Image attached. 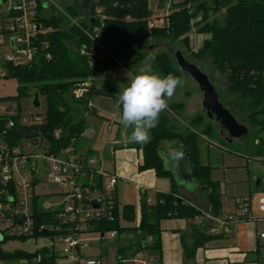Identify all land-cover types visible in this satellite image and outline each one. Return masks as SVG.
<instances>
[{
    "label": "trees",
    "instance_id": "trees-1",
    "mask_svg": "<svg viewBox=\"0 0 264 264\" xmlns=\"http://www.w3.org/2000/svg\"><path fill=\"white\" fill-rule=\"evenodd\" d=\"M76 3L75 6L66 7V13L79 20L75 24L64 17L46 18L41 10L39 21L42 30L48 32L40 33L36 40L38 56L25 66L4 65L7 74L2 79H15L19 84L16 96L0 98V103L14 104L18 111V115L12 118L15 120L14 127L8 128L11 118H0L1 136L11 147L21 148L25 141H29L45 148V153L57 156L69 147H75L87 129L86 121L80 118L78 110L86 112L89 109L91 95L95 94V77L106 71L117 73L126 55L133 57L126 66L144 61L145 50L153 43L181 40L188 50L189 35L194 29L211 38L205 40L201 50L192 53L193 57L200 61L210 60L215 69L227 76V90L231 95H236L235 104L253 111L249 117L251 123L264 127V0L171 2V12L165 17L166 24L162 27L150 26V20L154 17L150 0H76ZM162 4L164 0H160V6ZM95 29L98 30L97 37L101 39L102 48L97 47L92 40ZM107 53L110 56L102 60ZM152 69L161 77L172 73L182 79L186 75L165 52L156 56ZM124 81L130 83L127 78ZM84 83L91 85L85 95L77 99L73 92ZM35 93L39 94L40 102L43 100L45 103L46 117L40 124L24 125L20 121L23 102H33ZM120 109L122 113L121 104ZM182 109V104L169 105L160 114L158 125L150 129V140L137 146L142 153L139 170H153L157 177H166L171 182L172 190L157 195L154 204L143 196L139 220L135 206L126 205L120 209L116 203L115 221L92 224L96 233H118V257L140 251L143 248L142 241L152 237V253L160 263L162 221L183 218L195 223L198 211L188 204V200L178 196L174 174L165 169L161 157L164 143L175 142L180 151L189 155L194 179L211 190V210L218 215L221 211L223 203L220 189L210 176L211 167L204 165L201 160L203 140L197 132L186 135L179 132L171 116L172 112L180 114ZM258 115L263 118L258 119ZM201 121L202 118H198L195 123L200 124ZM57 132L60 138L55 136ZM204 134H210V128ZM37 215L43 224L52 223L50 213L37 210ZM46 235L49 233L45 232L42 236ZM125 235L131 241L122 242L121 237ZM193 237V247L186 250L188 258H192L199 248L222 238L210 234L207 225L194 230ZM37 253H41L46 262L53 263L56 257L50 249ZM107 255L108 250L105 249L101 256L104 258ZM25 256L31 254L7 253L0 247V261L17 260Z\"/></svg>",
    "mask_w": 264,
    "mask_h": 264
},
{
    "label": "built area",
    "instance_id": "built-area-1",
    "mask_svg": "<svg viewBox=\"0 0 264 264\" xmlns=\"http://www.w3.org/2000/svg\"><path fill=\"white\" fill-rule=\"evenodd\" d=\"M47 8L48 4L42 0H0V79L6 75L4 65L25 66L38 56L36 40L42 31L39 16L40 11L46 12ZM153 18L150 20L151 27L166 24L165 18L152 21ZM97 33L95 29L92 40L97 47L102 48ZM109 56L105 54L102 60ZM90 85L84 83L73 92L74 96L82 98ZM17 115L16 105L0 103V118H11L8 128L15 126L12 118ZM20 121L24 125H36L42 122V118H21ZM55 136L60 138L59 132ZM30 145L37 146L31 142ZM46 173L53 183L59 185L62 193L43 197L37 193L41 176ZM119 179L117 174L85 167L74 146L60 156L27 152L24 145L21 148L11 147L0 133V244L15 239L38 238L48 232L46 237L58 238L65 245V261L54 253L56 257L53 263H47L44 256L37 253L17 260L0 261V264H112L102 256L91 257L86 253L90 248L87 236L97 234L100 241L118 238L116 231L107 234L94 232L92 224L116 220L115 193ZM188 204L198 211L194 219L196 223L207 225L210 234L216 237L230 235L239 223L253 222L260 225L259 238L264 239V217L257 220L253 218L249 198L237 200L239 211L235 214L218 215L210 209L198 208L192 202ZM260 205L264 212V198ZM37 210L50 213L52 223L43 224L38 219ZM142 246L138 252H130L124 257L116 256L113 264H160L152 253L153 238L143 240Z\"/></svg>",
    "mask_w": 264,
    "mask_h": 264
},
{
    "label": "rangeland",
    "instance_id": "rangeland-1",
    "mask_svg": "<svg viewBox=\"0 0 264 264\" xmlns=\"http://www.w3.org/2000/svg\"><path fill=\"white\" fill-rule=\"evenodd\" d=\"M42 1H46L48 4L46 12L44 11V16L46 18H52L53 16H56L66 18V20L70 21L71 24L79 22V20L71 18L66 13V7L75 6L77 4L76 0ZM183 1L184 0H164V5L162 4L160 6V0H150L151 9L154 12V18L152 21L159 18H165L171 12V2L182 3ZM47 32L48 30L46 29L41 31L43 34ZM189 37L188 50L187 46L182 44L181 40L175 42L165 41L163 43L157 44L153 43L145 50L146 56L144 61H138L134 64H129V66H126V63L133 60V57L126 55V59L120 62V69L117 73L113 74L109 71H106L103 75H115L116 77H121L123 75L131 81V77L138 74L137 69L139 67L148 64L151 65V68H153L156 56L163 52L169 54L170 58L175 64L174 51L177 50L182 51L188 61L195 63L204 73H206L216 86L217 91L220 94L221 102L236 115L242 124H245L247 128L250 129L249 139H241L229 144L221 137L219 133V126L216 123L209 121L205 116V111L202 107V91H200L196 82L188 75L183 76V86L178 87L175 90L173 97L168 102L169 105L182 104L183 109L181 110L180 114L172 112L171 116L175 119L176 127L179 132L184 135L188 134L189 132H197L203 140L201 145V160L204 165L211 167L210 176L217 184L218 189H220L221 203H223L221 206L222 211L228 214H235L239 211L237 200L249 198L252 203V216L255 220H257L258 218L264 217V212H262L260 209V201L264 198V127L251 123V119L249 117L252 116L253 111H250V109L246 108L244 109L243 107L235 104L236 95H231L228 92L229 90H227V76L215 69L210 60L200 61L193 57L192 53L195 54L198 50H201L205 40L211 38V36L205 34L201 35L197 33V29H194L190 33ZM2 67L3 64L1 65V68ZM4 71H6L7 74V70L4 69ZM153 72L158 73L156 71ZM100 80L95 84L96 90L100 91L98 88L99 86H102L104 89L103 91H106V93L111 96L104 99L107 100L105 102H107L108 105V108L106 109L108 114L103 113V110L99 109V107H94V109H98V115L104 117L105 120L97 117H91L89 119V124L92 126L93 134L91 137H93L95 148L98 151L101 150L105 138L107 139L110 133H112L110 131L112 124L108 122L107 119L112 120V115L115 114L120 121L122 113L121 111L120 114L118 113V98L120 93L126 87V84L121 83L119 93L115 90L113 84L111 85L106 83V81ZM18 86L19 84L15 79H0V98L16 96ZM96 97L98 98L99 95ZM97 101L100 102V98H98ZM36 116H40L42 119L46 117V106L43 100L39 108L33 107L31 100L24 101L21 118L23 120L26 118L31 120ZM91 116L93 115L91 114ZM198 118H202L200 124L195 123ZM257 118L261 119L263 116L258 115ZM208 128H210V134L205 135L204 132H206V129ZM113 132H115V129ZM23 144L24 149L27 152L37 151L38 153L44 152L45 150V148L39 145L28 146L29 141H25ZM45 144L43 145L46 146ZM82 145L83 144L80 142L79 151L83 149V147H81ZM163 149L162 156L164 157L167 167L175 170L176 166L174 164L172 153H177L180 148L177 146V143L168 142L164 143ZM257 180L261 181L260 188L256 187ZM165 181L168 184H171L169 179L162 177L159 178L158 186L164 185ZM37 193H39L41 197L48 195H58L59 193H62V189L59 187V185L53 183L46 173L41 176L40 185L37 186ZM207 197L209 200V194ZM130 198L132 197H128L127 199ZM129 202L136 203L133 198L129 200ZM87 238L90 248L86 251V253L89 256H101L103 251L106 249L108 250V255L104 257L105 260L112 264L116 262V240L118 238L115 240L100 241L97 234H90L87 236ZM125 240L131 241V239H129V237L126 235L121 237L122 242ZM261 244L264 245V240L261 241ZM0 247L4 252L13 254L15 252L35 254L38 251H42L43 249H50L54 251L56 255L62 257V259L65 261L63 257L65 245L62 244L58 238L40 236L38 238L25 240L15 239L0 244ZM259 260L260 264H264L263 248L259 252Z\"/></svg>",
    "mask_w": 264,
    "mask_h": 264
},
{
    "label": "crops",
    "instance_id": "crops-1",
    "mask_svg": "<svg viewBox=\"0 0 264 264\" xmlns=\"http://www.w3.org/2000/svg\"><path fill=\"white\" fill-rule=\"evenodd\" d=\"M126 77H116L115 75H101L94 78V92L90 98V110L86 112L82 109L78 110L80 118L86 121V132L83 137L75 143V150L81 156L83 164L87 168L95 171L104 170L110 174H117L120 179L116 190L117 203L120 209L126 205H133L137 209L139 220L141 199L145 196L149 201H155L157 195L167 194L172 190V185L165 181L164 185L158 186L159 177L155 171L147 170L141 172L139 170L142 165V153L137 148L140 143L129 139L132 129H125L120 123L117 115H112V120L107 119L112 124L110 127L109 137L104 140L101 150L95 148L92 126L89 124L91 117H97L105 120L104 117L98 115L99 107L103 113H107V100L105 98L111 96L103 87L99 86L96 90V83L106 81L108 84H113L117 92L120 93L121 83ZM105 85V83H104ZM100 102L97 101V97ZM112 101V100H108ZM118 113L120 114V103L118 98ZM93 116H91V114ZM106 121V122H107ZM115 129V132L113 130ZM80 142L83 144L82 150L79 151ZM182 151L172 153V157H181ZM191 171V168H189ZM171 185V189H170ZM197 185V186H196ZM178 186V196L184 198L189 202L194 203L198 208L210 209V202L207 195L211 190H205L197 181L189 183H180ZM207 194V195H206ZM132 197L136 203L129 202ZM150 202V203H151ZM224 213L221 209L219 214ZM137 220V221H138ZM203 225L199 223H192L189 219L171 218L162 221L161 223V256L159 258L160 264H260L259 252L264 249L261 244L262 239L259 238L260 225L253 222H242L237 224L232 233L217 241L208 243L205 247L196 250L192 258L186 256V250L192 248L194 245V230L202 229ZM264 240V239H263Z\"/></svg>",
    "mask_w": 264,
    "mask_h": 264
},
{
    "label": "clouds",
    "instance_id": "clouds-1",
    "mask_svg": "<svg viewBox=\"0 0 264 264\" xmlns=\"http://www.w3.org/2000/svg\"><path fill=\"white\" fill-rule=\"evenodd\" d=\"M137 73L119 95L120 123L125 129H132L130 140L147 143L150 129L158 125L160 114L167 110L169 100L183 86V80L172 73L161 77L148 64L139 67Z\"/></svg>",
    "mask_w": 264,
    "mask_h": 264
},
{
    "label": "water",
    "instance_id": "water-1",
    "mask_svg": "<svg viewBox=\"0 0 264 264\" xmlns=\"http://www.w3.org/2000/svg\"><path fill=\"white\" fill-rule=\"evenodd\" d=\"M174 60L178 69L190 76V78L196 82L200 91H202V107L205 111V116L209 121H212L219 126L221 135L226 136V142L232 144L244 137H248L250 133L249 128H247L246 125L240 123L235 115L221 102L220 94L210 77L204 73L195 63L188 61L186 56L180 50L174 51ZM32 105L35 108H39L41 106L38 93L34 94ZM182 154L183 155L179 157V159L173 157L174 164L176 166V169L173 170L172 168L167 167L161 152V157L165 163V169L174 174L177 184L195 182L196 180L192 175L190 157L183 151ZM189 168H191V171ZM256 187H261L260 180H257ZM204 189L210 191V188Z\"/></svg>",
    "mask_w": 264,
    "mask_h": 264
},
{
    "label": "flooded vegetation",
    "instance_id": "flooded-vegetation-1",
    "mask_svg": "<svg viewBox=\"0 0 264 264\" xmlns=\"http://www.w3.org/2000/svg\"><path fill=\"white\" fill-rule=\"evenodd\" d=\"M230 110V109H229ZM231 111V110H230ZM232 112V111H231ZM233 113V112H232ZM234 114V113H233ZM235 115V114H234ZM235 117H236V115H235ZM237 118V117H236ZM238 119V118H237ZM238 121H239V119H238ZM240 122V121H239ZM241 123V122H240ZM245 125V124H244ZM250 130V129H249ZM219 133H220V129H219ZM220 135H221V133H220ZM249 135H250V133H249ZM249 135H248V137H244V138H242V139H246V140H248L249 139ZM221 137L225 140V137L226 136H222L221 135ZM241 140V139H240ZM226 141V140H225Z\"/></svg>",
    "mask_w": 264,
    "mask_h": 264
}]
</instances>
